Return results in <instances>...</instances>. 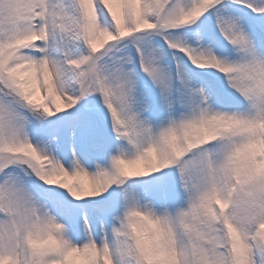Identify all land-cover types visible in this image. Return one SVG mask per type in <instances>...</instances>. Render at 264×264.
<instances>
[{
  "label": "snow or ice",
  "instance_id": "snow-or-ice-1",
  "mask_svg": "<svg viewBox=\"0 0 264 264\" xmlns=\"http://www.w3.org/2000/svg\"><path fill=\"white\" fill-rule=\"evenodd\" d=\"M0 264H264V0H0Z\"/></svg>",
  "mask_w": 264,
  "mask_h": 264
}]
</instances>
